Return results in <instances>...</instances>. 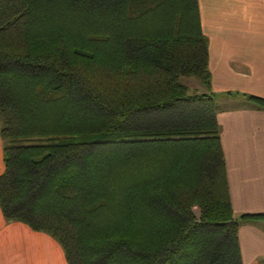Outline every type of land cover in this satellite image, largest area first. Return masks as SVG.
I'll use <instances>...</instances> for the list:
<instances>
[{
	"label": "trees",
	"instance_id": "trees-1",
	"mask_svg": "<svg viewBox=\"0 0 264 264\" xmlns=\"http://www.w3.org/2000/svg\"><path fill=\"white\" fill-rule=\"evenodd\" d=\"M216 96L197 0H0L2 218L66 264H241Z\"/></svg>",
	"mask_w": 264,
	"mask_h": 264
},
{
	"label": "crops",
	"instance_id": "crops-1",
	"mask_svg": "<svg viewBox=\"0 0 264 264\" xmlns=\"http://www.w3.org/2000/svg\"><path fill=\"white\" fill-rule=\"evenodd\" d=\"M197 3L207 39L210 88L217 95L216 121L230 204L238 220L241 213H264V109L241 95L264 98V0ZM237 239L241 264H264V218L239 221ZM0 264L66 262L50 237L20 222L5 221L0 213Z\"/></svg>",
	"mask_w": 264,
	"mask_h": 264
},
{
	"label": "rangeland",
	"instance_id": "rangeland-1",
	"mask_svg": "<svg viewBox=\"0 0 264 264\" xmlns=\"http://www.w3.org/2000/svg\"><path fill=\"white\" fill-rule=\"evenodd\" d=\"M179 82L182 83L183 85H186L187 87H189L190 89H197V90H201V86L198 82V80L193 77V76H180L179 77ZM52 242L58 246L57 242L53 241ZM59 247V246H58ZM54 248L52 246L49 247V250H53ZM57 249V248H56Z\"/></svg>",
	"mask_w": 264,
	"mask_h": 264
}]
</instances>
